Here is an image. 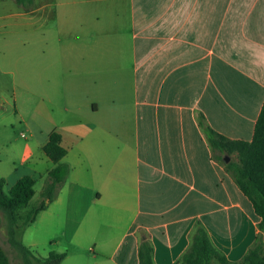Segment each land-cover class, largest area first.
<instances>
[{
	"label": "crops",
	"instance_id": "1",
	"mask_svg": "<svg viewBox=\"0 0 264 264\" xmlns=\"http://www.w3.org/2000/svg\"><path fill=\"white\" fill-rule=\"evenodd\" d=\"M12 1L0 0V32L16 20L23 56L35 55L12 90L22 107L36 98L44 119L34 147L23 144L0 178L8 188L43 180L52 131L69 168L23 244L38 257L65 252L59 264L68 248L85 264H138L147 239L154 264H177L202 227L239 261L259 218L223 165L235 156L217 158L198 118L229 140H252L264 102V0ZM56 111L60 125L49 122ZM7 138L0 130V144Z\"/></svg>",
	"mask_w": 264,
	"mask_h": 264
},
{
	"label": "trees",
	"instance_id": "2",
	"mask_svg": "<svg viewBox=\"0 0 264 264\" xmlns=\"http://www.w3.org/2000/svg\"><path fill=\"white\" fill-rule=\"evenodd\" d=\"M13 1L25 9L32 5V0ZM198 121L212 151L218 153L219 160L223 155L235 156L236 160L230 159L227 163L223 162V165L240 191L251 202L259 218V235L239 261L231 262L212 244L206 230L197 227L177 264H264V102L250 142L225 138L209 128L202 116ZM42 151L53 166L47 171V180L39 193L38 203L30 204L35 194V181L31 177L19 178L7 190L4 180L0 178V217L5 225L6 242L19 256L21 264H59L66 255L65 252H50L45 257H38L22 242L25 229L56 198L69 172L68 166L61 162L66 149L61 145V136L57 131L49 133ZM137 256L138 264H154L149 240L144 239L139 243ZM0 264H10L1 245Z\"/></svg>",
	"mask_w": 264,
	"mask_h": 264
},
{
	"label": "rangeland",
	"instance_id": "3",
	"mask_svg": "<svg viewBox=\"0 0 264 264\" xmlns=\"http://www.w3.org/2000/svg\"><path fill=\"white\" fill-rule=\"evenodd\" d=\"M12 2L9 4L14 5L15 2ZM11 22L12 25H9L7 33L0 32V130L5 133V136H10V138H7L6 141H3L0 144V161H2L0 162V177H2L1 175H6L8 170L14 166L15 163L13 162L19 159L21 146L23 144H28L32 148L34 147L36 140L42 135L43 121L41 120V117L44 119V116H40L41 114L34 112L37 101L36 98H33L31 102H25L26 104H23L22 107L21 95L19 93H13L11 84L12 82L18 85L22 84V70L26 71L28 65L32 63L35 68V55L30 56V60H28L26 56H23L30 50L22 49L20 44L22 37L20 27L16 24V20H11ZM32 83H34V81L31 82V85ZM19 112L21 113L18 116L17 114ZM48 115L51 124L55 123L56 125H60L62 124V121H65L63 118L65 115L60 112L56 111ZM25 123L28 127L24 126ZM19 132H23L24 137H20ZM39 155H42L40 150L35 152L33 160L36 157H39ZM46 180L47 177L35 183V194L31 199L30 204H36L39 202V193ZM7 189L8 186L6 185L5 190ZM32 235H37L35 221L31 226V229L26 231L24 240L26 241L27 238ZM64 243V241L61 242V244ZM0 245L7 254L10 264H21L19 256L6 242L5 225L3 224L1 217ZM68 251L71 254L61 264H85V256L82 251H74L73 248H68ZM37 253L40 255H46L41 250L37 251Z\"/></svg>",
	"mask_w": 264,
	"mask_h": 264
}]
</instances>
